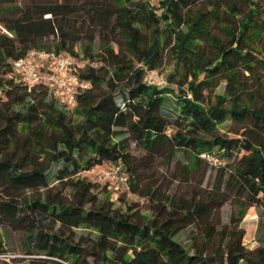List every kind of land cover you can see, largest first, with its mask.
Instances as JSON below:
<instances>
[{"label": "trees", "instance_id": "1", "mask_svg": "<svg viewBox=\"0 0 264 264\" xmlns=\"http://www.w3.org/2000/svg\"><path fill=\"white\" fill-rule=\"evenodd\" d=\"M28 1L0 0V256L3 230L22 234V256L0 264H264V235L247 249L239 228L249 207L264 209V0ZM80 12L110 36L82 56L65 21ZM31 49L97 63L78 71L90 87L72 110L46 83L15 78L11 61ZM145 68L167 83L146 84ZM156 158L174 159L185 182L196 177L188 195L150 183ZM110 162L149 198V215L115 206L111 185L86 173Z\"/></svg>", "mask_w": 264, "mask_h": 264}, {"label": "rangeland", "instance_id": "2", "mask_svg": "<svg viewBox=\"0 0 264 264\" xmlns=\"http://www.w3.org/2000/svg\"><path fill=\"white\" fill-rule=\"evenodd\" d=\"M152 5H158L159 0H149ZM44 2V0H41ZM29 3L28 0H16V5H27ZM45 17H49V14H46ZM67 27H73L71 29V35L73 39L77 42L75 43L76 50L79 55H83L82 47L87 44H92L93 50L95 52L99 51V45L106 42L109 35L105 33H101L89 22L88 18L85 15V12H80L79 14L71 15L67 20ZM68 30V28H67ZM49 41H56V36H50ZM161 72L165 77L172 70V64L169 62H165L161 67ZM103 89V88H102ZM224 84L219 85L215 92L221 93L223 92ZM116 97H119L117 95ZM170 101H173L172 96L170 95ZM230 122L226 121L223 124L222 130H226L229 126ZM222 127V126H221ZM229 135H232L229 133ZM132 152L137 156L145 155L141 149H138L134 146V143H131ZM177 157H179L177 155ZM175 160L173 159L171 163H166L162 158H156L153 160L150 169L146 171L148 173V178H150L151 184L161 185L162 189L166 192H175L178 190L180 193H184V195H188L190 188L192 187L193 180L196 177L190 178L188 181H183L182 178L178 175L177 171H175ZM87 175L85 172H81L80 176ZM90 175V174H89ZM215 176L214 170L207 171L206 177L203 181V187H210ZM88 177V176H87ZM192 179V180H191ZM149 181V180H148ZM110 199L114 202L115 206L124 207L125 205H130L133 203L138 204V209L141 210L145 214H150L149 211V198L141 197L142 200H139L136 196L128 195L124 188L121 186H110ZM235 206L233 203L228 202L224 204L220 208V217L222 224H228L230 220V216L233 213ZM239 228L244 230V235L242 238V243L245 245L247 249H253L258 245V238L264 235V209L262 207L251 206L246 210L244 217L239 221ZM194 230L193 226H190L179 233V240L184 242L185 244H190L191 239V231ZM76 234L79 235L81 233L86 234V231L82 229H76ZM3 237L5 240V247L8 251L7 255L11 256H22V234L20 231L12 230L9 228H5L3 230Z\"/></svg>", "mask_w": 264, "mask_h": 264}, {"label": "built area", "instance_id": "3", "mask_svg": "<svg viewBox=\"0 0 264 264\" xmlns=\"http://www.w3.org/2000/svg\"><path fill=\"white\" fill-rule=\"evenodd\" d=\"M86 65L96 67L97 63L84 61L65 53L39 49H31L24 57L11 61V69L19 82L28 88L42 82L46 83L51 94L67 110H72L76 106V95L90 87V82L81 79L78 75V71ZM144 81L148 85L155 86H163L167 83L158 69L145 68ZM209 158L214 161L213 158ZM86 173L101 183L121 186L128 195L136 196L129 190L128 178L121 163L110 162L104 166L94 167ZM0 257L6 259L9 256L1 255ZM53 259L57 264H73L67 259Z\"/></svg>", "mask_w": 264, "mask_h": 264}]
</instances>
